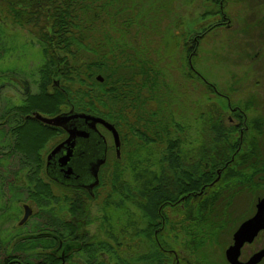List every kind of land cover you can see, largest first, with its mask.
Segmentation results:
<instances>
[{"label": "trees", "instance_id": "trees-1", "mask_svg": "<svg viewBox=\"0 0 264 264\" xmlns=\"http://www.w3.org/2000/svg\"><path fill=\"white\" fill-rule=\"evenodd\" d=\"M9 1L13 4L11 15L20 24L32 28L36 33L35 41L40 48L38 52L42 63L37 71L36 92L32 90L28 81L17 80L16 73L9 74L0 70V81L7 80L11 84L21 83L19 88L24 90L22 102L9 105L0 115V127L7 126L13 139L11 146L8 141L7 145L10 148L6 152V157H19L22 166L27 168L26 176H28V181L30 180L28 185L29 187L33 186L28 195L39 204L40 208L50 209L54 200L50 187L39 181L38 169L43 168L42 152L52 136L53 129L31 116L39 113L44 117L52 118L66 113L62 112V108L69 104L70 97L67 89L62 88L61 81L74 83L77 79L85 78L86 81L91 80L95 87L93 96H89L91 101L87 106L89 108L87 113L75 110L76 107L82 109V106H73L75 109L71 111L106 118L113 125H120L126 120L123 116L126 111H134L135 121L133 125L131 124V135H138L143 144H155L162 147L163 153L160 160L156 166H153L155 169L157 168V171L154 168L151 169L152 166L150 167L149 164L147 166L140 164L132 172L136 173L134 181L139 184L136 197L132 195L131 186L124 180V171L115 170L112 173L113 190L108 197L109 200L100 211V213H104L103 225L108 227L107 230L105 229L108 236L104 242L99 241L95 244L96 253L98 250H104L106 256L112 261L116 259L115 264H132L129 246L132 221L127 220L124 223L121 218L123 225L121 224V237L119 238L115 229L117 225L115 214L121 216L119 212L128 213L127 210L137 211L139 215L148 214L152 219L150 224L154 228L161 219L159 207L164 202L162 198L165 191L164 186L167 183L171 190L178 184L177 164L181 160L178 135L182 131L179 128V121L171 112V107L177 97L172 96L173 88L168 79H165V71L159 68V63L163 61L161 50L156 53L158 61L150 57V55H154L155 51L148 47L150 45L148 40L152 38L148 37L149 35L146 33L148 30L144 24H141L142 31L139 32L144 34V48L139 50L136 47L137 42H134L130 35L131 32H129L131 25H134L132 19L118 22L126 16L127 18L131 16L129 9L133 5L131 3V7H129L130 4L123 3V0ZM205 1L210 3L211 0ZM126 11H129L130 14L123 18V13ZM167 11L168 14L171 12V10ZM215 11L213 6L207 9L201 16L200 23L215 15ZM198 24L193 21L184 25V22L179 20L175 24L169 25L170 31L172 27L178 30L183 26L186 30L180 38L169 32L167 34L169 39H166L164 43V56L166 59H170L171 64L176 65L175 56L181 51L182 65L180 68H183L182 75L185 81H189L188 70L186 71L187 68H185L189 64L188 58L185 59L188 52H183L181 48L182 44L190 40L196 32L195 26ZM122 58L123 60H121ZM192 63L194 64L193 61ZM98 77H101L103 82H99ZM203 78L205 77L203 76ZM204 97L209 99V94H204ZM152 103L159 106L152 109ZM165 104L169 108L164 107ZM100 105L108 110L100 111L98 107ZM105 112L107 114H104ZM205 117L204 113L199 120L203 133L201 159L213 162L227 160L225 150L219 151L217 158L214 157L212 147L215 144L224 146L226 140L224 135H218L217 140L214 141L215 132L212 133L214 131L212 121ZM190 130L191 128H186V136H189L188 131ZM188 143L189 141L186 139V144ZM124 153L123 150L120 161L114 159L116 166L124 161ZM156 186L158 188H154ZM23 191H25L24 188ZM11 192H14L13 186ZM61 199L68 208L72 209L75 224L84 227L93 223V221L90 222L92 220L90 204L87 206L80 199L72 204V196L69 195H64ZM133 200L136 202L134 203ZM143 218L146 219V216ZM144 233L147 235L146 230ZM153 234V230L149 232L150 236ZM172 235L171 231L170 236ZM192 240L195 242V239ZM192 244L191 242L186 246L190 247ZM192 250L195 251L194 248ZM150 252L148 251V256H151L152 264H162V254L156 241ZM144 258L146 257L144 256Z\"/></svg>", "mask_w": 264, "mask_h": 264}, {"label": "flooded vegetation", "instance_id": "flooded-vegetation-1", "mask_svg": "<svg viewBox=\"0 0 264 264\" xmlns=\"http://www.w3.org/2000/svg\"><path fill=\"white\" fill-rule=\"evenodd\" d=\"M260 1L264 2V0ZM210 4L216 10V14L210 17L214 22L206 27L199 24L193 40L190 39L182 44V51H187L189 56L187 68L189 82L196 86H203L206 93L209 94V99L204 97V101H209L205 118L212 121L214 130L212 133L215 132L214 141L217 140L218 135L225 136L226 144L224 146L215 144L212 147L214 157L217 158V153L225 150L227 160L222 162L215 160L213 162L201 159V137L203 133L201 122L198 121L202 116L193 115V119L197 122V128L194 129V141L192 144L188 143V148H186V123L184 119L179 121V128L182 133L178 135L181 151V160L177 164L178 184L176 188L171 190L167 183L164 186L165 191L162 194L164 202L159 207L161 219L157 222L156 227L153 228L150 224L152 219L149 218L148 214L139 215L136 211V217L131 220L132 235L129 244L132 264H152L148 251L150 252L155 241L162 254V264H194L190 257L184 255L186 244H190L192 239L196 240L197 234L200 232L199 224L202 210L210 207L211 202L223 198L226 199L229 211H231L229 214L230 225L232 230L235 229L227 247L228 250L235 244V233L244 223L255 217L259 204L264 201V79L261 80L262 78H260L255 82L246 83L243 87L245 90H251L252 93L258 92L261 97L239 98L235 96L236 92L233 91L235 87L227 86L225 91L221 90L217 83H212L203 78L202 73L192 63L193 58L197 56L198 47L208 35L219 29L228 30L231 27L232 20L227 10L229 1L211 0ZM12 6L13 4L9 0H0V45L2 44V52L11 50L10 47L16 46L17 41L23 38V35L16 33L15 29L25 30L26 28L24 24H20L11 15ZM34 35L36 39L35 32ZM192 41L193 45H191ZM260 42L261 47L252 56V60L260 56L264 57V37H260ZM33 116L34 114L31 118H34ZM102 119L109 122L106 118ZM114 126L119 134L120 156L117 154L112 133L102 125H97V136L93 135L88 140L78 141L70 164L75 172L71 177L66 176L65 169L61 168L59 163L60 158L64 156L63 154L51 162L48 160L53 150L64 143L69 135L63 129L48 126L51 129L62 131L66 136L45 157L43 168H38L39 181L44 184L47 183L53 192L54 200L50 209L40 208L39 204L31 197H28V203H25V195L20 192V188H25L23 183H13L14 190L18 192H11L9 171L7 168H0L2 169L0 172V264L116 263V259L112 261L106 256L104 250H98L96 253L94 247L99 241L104 242L108 236L105 231L108 227L103 225L104 214L97 234L92 233L90 231L92 225L80 227L74 223L72 209L68 208L61 199L64 197L63 192L72 196V204L80 199L88 206L96 199L98 191L103 188V170L112 162L111 156L114 154L112 152H115L114 157L120 161L127 145L122 135L121 126ZM103 148L106 163L99 171V185L91 190L92 181L89 166L92 159L102 156ZM187 150L190 151L189 154ZM138 188L139 184L134 181L130 187L134 197L138 195ZM154 188H158V186ZM250 197L254 199V202L250 207L248 206L245 215L239 220L238 215L240 213L236 209L238 206L235 205L240 203V200H248ZM21 206L23 207L22 217H20ZM26 206L30 207L31 215L23 223ZM144 216L146 219L143 218ZM121 220V216L115 214L117 225L114 226L119 238L121 237ZM175 229H179L178 231H181V235L184 237L181 238V235L170 236V232H174ZM140 230L141 233H139ZM144 230L147 231V235H145ZM152 230L154 234L150 236L149 232ZM178 246L183 247L185 251L184 249L176 250ZM263 251L264 230H261L252 242L243 245L239 260L246 264ZM226 263L229 264L227 259ZM259 264H264V258Z\"/></svg>", "mask_w": 264, "mask_h": 264}, {"label": "rangeland", "instance_id": "rangeland-1", "mask_svg": "<svg viewBox=\"0 0 264 264\" xmlns=\"http://www.w3.org/2000/svg\"><path fill=\"white\" fill-rule=\"evenodd\" d=\"M228 1L227 10L232 20L230 29L222 28L208 35L197 49V56L193 58L194 65L208 81L217 83L221 90L225 91V87L232 86L235 87L233 90L236 92L235 96L239 98L261 97V94L258 92L252 93L251 90H245L243 87L246 83L255 82L260 78H262L261 80L264 79V57L260 56L259 58L251 59L261 47L260 37H264V2L260 0ZM123 3L130 4L129 7H131L132 3L133 7L129 9L131 16L127 18L126 15L130 14V12L126 11L123 13V18L126 17L120 19L118 22L121 23L125 19H132L134 25H131L129 32H131L130 35H132L134 42H137L136 47L139 50L144 48V34L139 33L142 31L140 29L141 24H144L148 30L146 31L147 35H149L148 37L152 38L147 39L150 44L148 47L155 51L154 55H150V57L158 61L159 59L156 53L161 50L163 61L159 63V68L165 71V79H168L173 88L172 96L177 97V100L173 103V107H171V112L178 121L184 119L186 128H191L190 134L186 139L192 144L195 138L194 129L197 128V122L193 119V115L196 114V117H198L206 113L208 109L207 103L209 101H204L206 91L203 86H196L189 81H185L182 75L183 68H180L182 65L181 52L175 56L174 62H176V65L171 64L169 58H165L163 52L165 49L164 43L166 39H169L167 36L169 32L180 38L186 30L183 26L178 30L172 27L170 31L169 25L171 26L179 20L184 22V25L193 21L198 24L200 23L201 16L207 9L211 8V4L205 0H123ZM167 10H171V12L168 14ZM213 22L209 18L200 24L206 27ZM198 26H195V30H198ZM15 31L23 35V38L17 41V47L11 46V50L9 51L2 52V44L0 45V70L9 74L12 72L18 74H15L18 78L17 80H20V82L24 80L28 81L32 90L36 92L37 71L42 63L38 52L40 51L39 45L35 41L32 28L26 27L25 30L15 29ZM194 36L195 34L192 35V40ZM115 38L117 39V37ZM191 45H193V41ZM187 58H189L188 55L185 56V59ZM186 66L185 68H188V65ZM61 85L62 88L67 89L70 97V100H68L69 104L63 106L62 112L68 113L72 109H75L73 106H82V109L76 107L75 110L77 112L87 113L89 110L87 106H89L91 101L90 97L93 96V92L95 91L92 81H86L85 78L77 79L74 83L63 80L61 81ZM20 86L21 83L11 84L7 80L0 81V115L9 105L20 104L22 102L24 99V90L20 89ZM156 106L155 103L151 104L152 109H156ZM98 107L100 111L108 110V108L106 109L102 105ZM164 107L169 108L167 104ZM83 109L85 110L83 111ZM257 112L259 113V110ZM104 114H107V112ZM133 114L134 111H126L123 115L126 120L120 124L123 138L127 144L124 148V161L116 166L117 164H114V159H116L114 157L115 152H112V154L114 153L111 156L112 162L103 170V188L98 191L96 199L90 203L92 207V220L90 222L93 221L90 231L95 234L99 230L101 218L104 214L100 213V210L107 203V200H109L108 197L112 193V173L115 170L124 171V180L131 186L134 182V176H136V173H132L134 169L138 168L140 164L144 166L149 164L150 167L152 166L151 169H153V166H156V163L160 160L161 154L163 153L161 151L162 147L159 145H146L141 143L142 140L138 135H133L132 137L130 129L132 127L131 124L133 125L135 121ZM7 129V126L0 127V168L8 169L10 187H12V183L19 184L20 182V184H25L24 190L26 192L21 188L20 190L25 195V203H28V197H31L28 195V192H30V188L33 186L29 187L28 185L30 182V180L28 181V176H26L28 170L22 166L19 157H6L8 148L13 144L11 134ZM51 133L52 136L49 138L42 152V161H44L54 146L66 138L62 131L53 129ZM8 141H10L9 147L7 145ZM186 148H188V144H186ZM112 149L114 150V148ZM187 152L190 153L188 150ZM154 170L157 171V168H154ZM1 171L2 169H0ZM44 185L48 184L45 183ZM63 193L64 195L67 194L66 192ZM117 202L119 201L117 200ZM239 202L235 206H238L236 209L240 213L238 215L240 220L245 215L248 206L250 207L252 205L254 199L250 197L248 200H240ZM211 204L210 207L202 210L201 222L199 224L200 232L197 234L195 242L191 240L193 243L192 246H186V251L180 246L176 248V250L184 249V255L190 257L194 264H227L225 251L230 244L232 233L235 230H232V226L230 225L229 214L231 211H229L226 199L224 198L213 203L211 202ZM20 209L22 210L20 217H22L23 207L21 206ZM127 212H119L124 223L136 217V211L131 212V210H127ZM178 230L175 229L173 235H181L182 232ZM183 237L184 235H181V238ZM192 248L195 249L194 252Z\"/></svg>", "mask_w": 264, "mask_h": 264}, {"label": "water", "instance_id": "water-1", "mask_svg": "<svg viewBox=\"0 0 264 264\" xmlns=\"http://www.w3.org/2000/svg\"><path fill=\"white\" fill-rule=\"evenodd\" d=\"M98 81L103 82V79L101 77H98ZM33 117L44 125L63 129L68 133L69 138L64 143L55 148L48 158V160L51 162L53 159L63 154L64 156L60 158L59 163L61 165V168L65 169L64 172L68 177L73 176L75 173L73 167H71L70 164L78 141L88 140L89 137L93 135L97 136V125H102L112 133L117 154L118 156H120L121 144L119 134L113 124L105 121L102 118L89 114L77 113L75 111L63 113L52 118L44 117L39 113H35ZM105 163L106 155L103 148L102 156H98L92 159L89 166V173L92 181L90 185L91 190L99 185V171ZM30 215L31 209L30 207L26 206L23 223L27 221ZM261 230H264V201L259 204L258 212L255 217L249 222L244 223L235 233V244L226 251V259L229 264H244L239 260L241 248L245 243L252 242ZM263 258L264 251L254 256L246 264H259L263 260Z\"/></svg>", "mask_w": 264, "mask_h": 264}]
</instances>
